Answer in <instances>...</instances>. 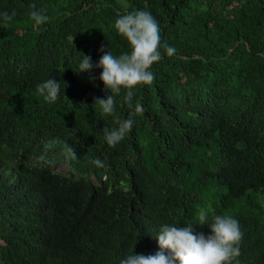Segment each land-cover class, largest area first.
Here are the masks:
<instances>
[{"label": "trees", "instance_id": "obj_1", "mask_svg": "<svg viewBox=\"0 0 264 264\" xmlns=\"http://www.w3.org/2000/svg\"><path fill=\"white\" fill-rule=\"evenodd\" d=\"M139 10L160 28L161 59L132 109L126 89L115 96L133 125L109 146L118 125L95 102L111 95L95 65L102 46L131 53L114 25ZM49 78L52 103L37 91ZM201 211L238 221L232 264H264V0H0V264H120L161 251L166 224L211 235Z\"/></svg>", "mask_w": 264, "mask_h": 264}, {"label": "clouds", "instance_id": "obj_2", "mask_svg": "<svg viewBox=\"0 0 264 264\" xmlns=\"http://www.w3.org/2000/svg\"><path fill=\"white\" fill-rule=\"evenodd\" d=\"M33 9L36 5H31ZM14 15V13H13ZM5 20L11 17L3 13ZM31 19L37 25L49 20L47 15L38 11L31 12ZM115 29L130 42L132 51L130 54L123 53L118 58L111 52L105 51L102 46L100 51L104 55L95 65L103 69L100 79L105 88L110 89L111 95L106 99L99 98L95 102L99 104L102 113L113 115L114 123L118 127L111 130L105 129V140L109 146H115L121 141L125 134L131 129L133 120L131 118L121 121L115 115V96L118 95L123 87L126 94L124 102L132 109L133 89L138 84H151L154 77L149 71L152 64L161 59L158 51L160 47V28L150 12L145 10L135 11L124 15L115 21ZM168 56H173L176 49L165 45ZM85 56V55H84ZM91 57L85 56L79 64V72H89L94 67L90 63ZM93 81L95 77H90ZM61 84L54 78H49L44 83L37 86V91L44 96L45 101L52 103L56 101L61 92ZM140 105L135 106V112L142 111ZM57 141L53 140L45 145L47 151ZM66 155L76 157L72 146L64 145ZM43 159V157H40ZM97 167H103V163L97 158L93 161ZM198 225H208L211 235L205 236L204 233L194 234L193 224L183 228L163 225L159 234L156 236L161 251L154 255H128L122 259L120 264H232V261L239 256V242L242 233L236 219L228 215H217L213 217L212 223L207 222V213L201 211L198 215ZM164 249L170 251V255L164 254ZM238 264V261H237Z\"/></svg>", "mask_w": 264, "mask_h": 264}, {"label": "rangeland", "instance_id": "obj_3", "mask_svg": "<svg viewBox=\"0 0 264 264\" xmlns=\"http://www.w3.org/2000/svg\"><path fill=\"white\" fill-rule=\"evenodd\" d=\"M54 171L56 172H60L62 174H64L65 176H68L72 179L77 178L81 173L79 171H75L73 170L70 166H68L65 163L59 162L56 163L53 167ZM3 239H0V242H2Z\"/></svg>", "mask_w": 264, "mask_h": 264}]
</instances>
